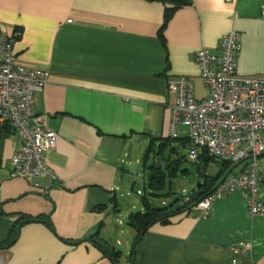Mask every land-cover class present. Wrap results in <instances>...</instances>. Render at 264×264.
Segmentation results:
<instances>
[{
  "label": "crops",
  "instance_id": "0c3cea01",
  "mask_svg": "<svg viewBox=\"0 0 264 264\" xmlns=\"http://www.w3.org/2000/svg\"><path fill=\"white\" fill-rule=\"evenodd\" d=\"M189 3L167 23L162 42L161 1L0 0V24L16 36L18 62L50 72L35 96L34 118L58 136L47 156L53 176L15 179L11 159L21 141L0 123L5 264H115L91 239L121 253L113 256L116 264H205L197 207L154 224L139 243L131 227L135 238L125 253L112 243L124 158L144 139L170 138L175 96L167 82L197 78L194 0ZM23 216H45L48 224L20 223Z\"/></svg>",
  "mask_w": 264,
  "mask_h": 264
},
{
  "label": "built area",
  "instance_id": "2783aa9c",
  "mask_svg": "<svg viewBox=\"0 0 264 264\" xmlns=\"http://www.w3.org/2000/svg\"><path fill=\"white\" fill-rule=\"evenodd\" d=\"M15 42L16 36L9 35L0 24V123L10 125L21 141L11 159V177L32 181L53 176L47 156L56 148L58 136L34 118L35 96L48 84L50 72L21 65L14 52ZM197 87V78L175 77L167 82L168 94L175 96L170 138H179L180 125L187 127L189 154L195 161L200 158ZM197 209L203 219L202 199ZM0 264H5L2 256Z\"/></svg>",
  "mask_w": 264,
  "mask_h": 264
},
{
  "label": "rangeland",
  "instance_id": "374dc122",
  "mask_svg": "<svg viewBox=\"0 0 264 264\" xmlns=\"http://www.w3.org/2000/svg\"><path fill=\"white\" fill-rule=\"evenodd\" d=\"M187 131V127L180 125L179 138L162 151H160V143L158 141L155 143V151L162 152L160 170H162L166 183V188L162 191L152 190L149 186L152 167L157 166L154 154L146 159L150 147L149 140L144 139L129 158H124L126 163L122 166H125L126 170L124 178H121L123 183L119 184L121 187V193L118 195L120 207L112 218L116 233L118 232L117 236H115L116 233H113L112 243L117 250L125 253L127 245H133L134 231L128 223V217L131 214L144 212V201H148L154 208H165L174 203L180 195L187 196L197 190L198 184L201 182L198 167L201 162L192 160L188 144L183 145V141L187 138ZM168 166L176 168V171L168 169ZM119 222H122V225Z\"/></svg>",
  "mask_w": 264,
  "mask_h": 264
},
{
  "label": "trees",
  "instance_id": "16d2710c",
  "mask_svg": "<svg viewBox=\"0 0 264 264\" xmlns=\"http://www.w3.org/2000/svg\"><path fill=\"white\" fill-rule=\"evenodd\" d=\"M157 1H161L162 3H164L166 5L165 22H164L162 29L159 32L160 40L162 42H164L165 39H164L163 32H164V28L166 27L167 23L171 20L174 13L178 9L185 7L187 5H190V3H189V0H157ZM6 128L9 129L12 127L6 126ZM174 140H176V139L166 138V139L159 140L160 151L171 146L173 144L172 142ZM156 142H157V140L155 138H153L151 140L150 147L147 151L146 159H149L152 154H154V156L156 157V160H157V158L162 159V157H161L162 152L159 153V152L155 151V143ZM187 144H188V140L185 139L183 141V145H187ZM199 161H200V158H199ZM155 164H156V161H155ZM198 167H199V173L201 174V163L199 164ZM160 169L161 168L158 169L157 166L152 167V173H151V179H150L149 186L152 190H155V191H162L166 188V183L164 181V175H162V170H160ZM168 169L173 170V172L176 171V168H173L171 166H168ZM201 188H202V186H201ZM179 201H180V199L177 198L174 201V203H172L170 206L165 207V208H154L149 204L148 201H144L145 202L144 212L129 215L128 223H129L130 227H132L137 233L136 243H139L141 241V239L143 238L145 233L154 224H156V223H163V224L170 223L171 219L174 216H176L179 213H182V212H178V213H170L169 212V209L172 208ZM34 222H38V223L46 222L48 224V218L45 216H40L38 218L23 216L22 222H20V223H34ZM120 254L121 253H116V252L114 253V250H113V256L115 258Z\"/></svg>",
  "mask_w": 264,
  "mask_h": 264
},
{
  "label": "water",
  "instance_id": "95a60500",
  "mask_svg": "<svg viewBox=\"0 0 264 264\" xmlns=\"http://www.w3.org/2000/svg\"><path fill=\"white\" fill-rule=\"evenodd\" d=\"M156 164L158 169L162 167L161 158H157ZM119 170L121 172L124 171L123 168H119ZM178 198L180 199V201L169 209L170 213L191 211L194 208H196L198 206L199 201L202 199L201 182L198 184V188L196 191H193L187 196L180 195ZM90 241L102 247L108 253L109 258L112 260V262L116 264L113 258V253L111 248H109L106 244L102 243L100 240L91 239Z\"/></svg>",
  "mask_w": 264,
  "mask_h": 264
}]
</instances>
